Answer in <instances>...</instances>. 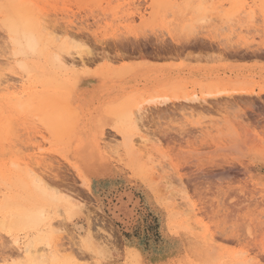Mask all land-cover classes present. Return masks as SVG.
Instances as JSON below:
<instances>
[{
	"label": "rangeland",
	"instance_id": "rangeland-1",
	"mask_svg": "<svg viewBox=\"0 0 264 264\" xmlns=\"http://www.w3.org/2000/svg\"><path fill=\"white\" fill-rule=\"evenodd\" d=\"M18 1L0 0V80L14 87L0 85V203L30 205L37 175L58 183L45 185L58 201L32 228L0 209V264H264V0H21L22 11ZM24 9L39 23L36 51L5 24ZM152 88L170 99L131 106L126 148L104 108ZM216 89L247 92L205 95ZM193 92L197 100L183 99ZM48 103L64 117L70 105L77 137L104 116L96 140L106 172L82 182L43 120ZM40 233L51 241L36 242L45 263L14 243Z\"/></svg>",
	"mask_w": 264,
	"mask_h": 264
},
{
	"label": "bare ground",
	"instance_id": "bare-ground-1",
	"mask_svg": "<svg viewBox=\"0 0 264 264\" xmlns=\"http://www.w3.org/2000/svg\"><path fill=\"white\" fill-rule=\"evenodd\" d=\"M17 6L22 11L23 1H21V0L18 1ZM23 12L24 13L19 16V22L14 21L12 18H7L5 20V24H6L7 28L9 29V31L13 34L15 41L17 43H20L21 38H23L25 40V44L28 47V49H30L31 51H36L38 48V43H39L38 36H37L39 23L36 21V19L33 17V15H31V13L29 11L24 9ZM141 16H143V15H141ZM39 18H41V16H39ZM61 59H58L57 62H59L60 64H63V63H65L64 61L67 58L66 59L64 58L65 59L64 61H62ZM70 59H72V58H70ZM73 62H74V60L71 61V63H73ZM73 64H75V63H73ZM1 80H0V85L3 84V88L8 89V88L13 87V86L6 83L7 77H6V80H4V82H2ZM32 89H34V88H32ZM67 89H69V88H67ZM160 92H161L160 89L152 88L149 90L147 95L140 94V95L135 96V97L133 95H129V94L124 95L123 97L117 99V101H118L117 103L115 102V103H113V105H110V106L104 108V111L107 114L110 112L111 115H113V118H114V122L112 123L113 128H115L116 131H118L119 133H121L123 135V137L125 139L126 148L129 147L131 145V142H132L130 140V136H129L131 131H133L137 128L135 126V122H133V114H132L133 111L131 110V106L136 105L137 111H140L141 106L145 103H156V104L163 106V105L168 103L170 96L164 92H161V93ZM234 92H247V91L243 90V89H216V90L206 92L205 95L217 97V95H221L223 93H227V94L232 95V93H234ZM248 92H250V91H248ZM259 92H264V88H262ZM11 93L15 99H20L21 97H23L26 94V91H25V88L22 86L20 88L14 89ZM49 97H50V95H49ZM176 97L179 98V96H176ZM198 98L199 97H198L196 92H193L190 95L188 94V95L183 96V99L187 100V101H194V100H197ZM32 100H33V98L29 97V99L19 102L18 105L21 108L30 107ZM65 108H66L65 115L67 114V117H64V113H62L61 111H58V108L55 107L54 104H50V103L45 104L44 109H43V114H44L43 120L48 124V126L52 132V139L56 143L58 152L61 155H65L68 152L71 153L72 167L75 169L79 178H81L82 182L84 183L87 175L95 174V173H102L105 170L109 169L108 162L106 161V159L101 158L99 155V149L100 148H99L97 140H96L97 131L100 128H102V126L96 125V124H98L100 119L103 118L104 116H101L99 113L96 116H94L92 121H91V124H92L91 130L88 131L85 135H83V136L81 135V137H77L76 135H74V132L72 130L73 122H74L73 116H76V114L72 110L70 105L67 104L66 107H64V109ZM105 116H108V115H105ZM10 122L11 121L9 120V122H5L2 125V128L7 129V132H9L10 129L11 130L13 129L12 128L13 127L12 122L11 123ZM138 137L140 139V143H145L147 141V138L144 136V134H139ZM16 139H18V138L16 137ZM40 158L42 160L40 163H42V165H44V159H46V158H43V157H40ZM49 158H50V156H49ZM30 159H32V158H30ZM52 162H53V159H52ZM30 163L33 164V162H31V161H30ZM131 163L133 164V161H131ZM131 163H129V165ZM32 166H33V168L35 167L34 164ZM36 166H38V165H36ZM35 168L37 169L38 167H35ZM47 168H48V170L45 172H47L46 174L51 176L52 174L49 173L51 171H49V167H47ZM52 169H54V168H52ZM30 172L32 173V171H30ZM40 173H41V171H40ZM43 173H44V170H43ZM52 173H54L53 170H52ZM58 174H60V173H58ZM53 175H56V172ZM37 176H36V178L34 177L35 179H33L30 183L27 184V186L32 189L30 196H29V200L31 201L30 205L25 206V204L23 202H21L19 200H15L13 197H9L0 203V209H4L6 211H11V219H10L9 224H11L12 226H17V227L25 226V227L32 228L31 226L35 225L36 223H38L39 221H41L45 218V214H46V210H47L46 206H51V207L56 206L58 198L56 196H54L53 194L49 193L46 190L47 187H45V185L46 186L50 185L49 187L51 189V184H53L52 182H55V181L53 180L51 182V184L47 185L43 181L44 178L39 177V175H37ZM52 176H51V178H52ZM63 176H64V174H63ZM55 183H57V182H55ZM60 186H62V184ZM52 187H53V185H52ZM54 187L57 188L56 185H54ZM5 197H7V196L5 195ZM21 200H23V199H21ZM76 201L77 200H74V202H76ZM80 202H78V203H80ZM64 204L66 207L65 209H67L69 207V209L66 211L67 214H69V212L71 210L70 205H69V203H64ZM74 204L75 203H73V205ZM82 206H83V204H82ZM260 225H262L264 227V218L260 219ZM0 228L5 229L4 221H0ZM204 235H206V234H204ZM49 237H48V235L46 236L45 234L40 233V234H37L36 237H34V239L32 241H29L28 243H26L22 246L19 244V239L16 237L14 239L15 240L14 243L16 244V247L18 248V250H21L22 252H24L30 261L45 263L46 258L42 254L43 253L42 251L51 246V241H50ZM28 238H30V237L28 236ZM90 238H91V236H90ZM37 241L42 242V244H43V245H41L44 248L41 251L42 253L40 252V250L38 251V249L36 248V242ZM87 243H88V240H84L82 242V245L86 246ZM34 251L40 252L41 254H37V256L35 255L32 257L31 253H33ZM107 264H112V263H111V261H108Z\"/></svg>",
	"mask_w": 264,
	"mask_h": 264
},
{
	"label": "crops",
	"instance_id": "crops-1",
	"mask_svg": "<svg viewBox=\"0 0 264 264\" xmlns=\"http://www.w3.org/2000/svg\"><path fill=\"white\" fill-rule=\"evenodd\" d=\"M261 86L264 88V67L261 69ZM264 95V93H262Z\"/></svg>",
	"mask_w": 264,
	"mask_h": 264
}]
</instances>
